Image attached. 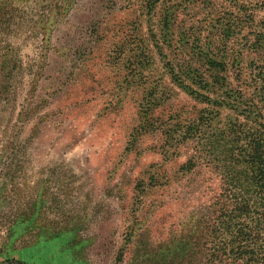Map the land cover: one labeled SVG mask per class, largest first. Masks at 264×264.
I'll list each match as a JSON object with an SVG mask.
<instances>
[{"label":"rangeland","instance_id":"1","mask_svg":"<svg viewBox=\"0 0 264 264\" xmlns=\"http://www.w3.org/2000/svg\"><path fill=\"white\" fill-rule=\"evenodd\" d=\"M0 2L17 55L0 94V264H133L137 241H167L217 192L210 169L180 167L251 100L264 0ZM17 199L33 214L4 228Z\"/></svg>","mask_w":264,"mask_h":264},{"label":"trees","instance_id":"2","mask_svg":"<svg viewBox=\"0 0 264 264\" xmlns=\"http://www.w3.org/2000/svg\"><path fill=\"white\" fill-rule=\"evenodd\" d=\"M2 5L0 2V15L15 10H6ZM45 24L40 23L36 28L44 33L48 29ZM3 31L0 25V45H5L0 48V94L12 85L17 57L13 48L5 44L8 42ZM252 48L255 53L264 54V24ZM208 64L215 66L216 62ZM253 67L250 74L256 86L251 100L232 104L237 116L225 118L217 136H208L180 167L183 175H191L203 167L210 169L218 177L217 192L190 212L179 232L167 241L145 249L137 241L133 264H264V61ZM201 77L198 83L203 84L205 80ZM204 85L206 89L210 86ZM238 91L242 98L245 90ZM216 103L218 110L190 128L185 139H194L219 118L225 103L221 100ZM152 178L156 180V176ZM35 202L24 203L21 199L9 202L1 226L11 228L17 219L30 218ZM50 229L53 235L63 231Z\"/></svg>","mask_w":264,"mask_h":264}]
</instances>
